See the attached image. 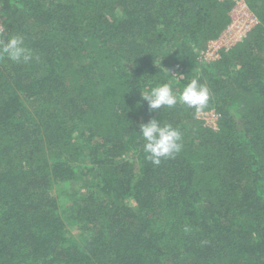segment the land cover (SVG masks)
Returning a JSON list of instances; mask_svg holds the SVG:
<instances>
[{
    "label": "trees",
    "instance_id": "16d2710c",
    "mask_svg": "<svg viewBox=\"0 0 264 264\" xmlns=\"http://www.w3.org/2000/svg\"><path fill=\"white\" fill-rule=\"evenodd\" d=\"M244 1L257 25L206 61L230 0H0V39L34 56L0 58V264H264V0ZM193 78L200 112L140 96ZM153 117L182 134L159 165ZM84 176L63 219L53 192Z\"/></svg>",
    "mask_w": 264,
    "mask_h": 264
},
{
    "label": "clouds",
    "instance_id": "9594fccd",
    "mask_svg": "<svg viewBox=\"0 0 264 264\" xmlns=\"http://www.w3.org/2000/svg\"><path fill=\"white\" fill-rule=\"evenodd\" d=\"M6 57L14 62L28 63L34 59L31 49L25 46L22 35H13L5 42L0 39V58ZM181 77L183 74H176ZM143 101L147 102L149 111L162 107L172 108L177 103L195 109L197 112L207 107L210 89L198 79L193 78L177 93L170 81L155 84L140 92ZM139 136L143 139L145 158L154 165L162 159L173 158L182 150V134L170 123H162L155 117L139 124Z\"/></svg>",
    "mask_w": 264,
    "mask_h": 264
},
{
    "label": "built area",
    "instance_id": "2783aa9c",
    "mask_svg": "<svg viewBox=\"0 0 264 264\" xmlns=\"http://www.w3.org/2000/svg\"><path fill=\"white\" fill-rule=\"evenodd\" d=\"M226 1V0H220ZM233 6L230 11V22L214 41L209 43V47L202 52L204 60L212 61L219 57L221 50L228 51L233 46L242 42L247 33L258 23L256 16L250 11L244 0H230ZM3 31V18L0 13V33ZM199 118L204 125L214 131L218 130V114L214 111L199 114Z\"/></svg>",
    "mask_w": 264,
    "mask_h": 264
},
{
    "label": "rangeland",
    "instance_id": "374dc122",
    "mask_svg": "<svg viewBox=\"0 0 264 264\" xmlns=\"http://www.w3.org/2000/svg\"><path fill=\"white\" fill-rule=\"evenodd\" d=\"M90 182L92 181L84 176L83 178H79V180L72 182V184L69 182L68 185L66 184V186L56 187L53 193L59 200L61 207L60 214H62L63 219H67L68 217L69 208L66 205L71 201L69 197V195L72 193L71 191L76 190L77 193L82 196L86 193L87 188L90 186ZM76 191H74V193ZM71 233L72 234L69 233L70 236H76V232H74V230H72Z\"/></svg>",
    "mask_w": 264,
    "mask_h": 264
}]
</instances>
